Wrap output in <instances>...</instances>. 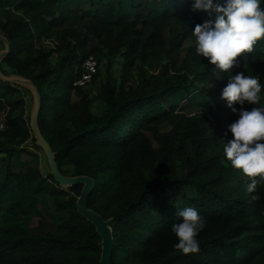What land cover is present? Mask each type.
Returning <instances> with one entry per match:
<instances>
[{
    "label": "trees",
    "instance_id": "trees-1",
    "mask_svg": "<svg viewBox=\"0 0 264 264\" xmlns=\"http://www.w3.org/2000/svg\"><path fill=\"white\" fill-rule=\"evenodd\" d=\"M208 19L189 0H0V33L11 44L1 71L38 87L39 127L62 175L94 180L87 205L113 220L111 264H264V181L248 193L250 178L224 156L238 117L221 99L238 71L264 85V39L238 57L240 68L213 73L193 35ZM90 58L98 74L79 85ZM189 66L201 68L193 79ZM23 91L0 82V264H100L102 239L77 208L83 187L68 193L32 164L39 156L28 149L40 148ZM185 207L206 221L195 254L178 250L171 231Z\"/></svg>",
    "mask_w": 264,
    "mask_h": 264
},
{
    "label": "clouds",
    "instance_id": "clouds-1",
    "mask_svg": "<svg viewBox=\"0 0 264 264\" xmlns=\"http://www.w3.org/2000/svg\"><path fill=\"white\" fill-rule=\"evenodd\" d=\"M193 12H204L209 19L193 29L196 53L214 65L213 73H227L240 68L245 53H251L264 39V0H189ZM245 65L243 64V68ZM264 85L251 71H238L230 76L221 92V99L238 118L229 125L232 139L223 153L232 168L250 178L247 192H257L264 181ZM239 105V109L234 105ZM245 104L251 105L249 109ZM258 105V106H257ZM259 177L260 179H256ZM253 200H259L254 195ZM178 222L171 231L177 238L175 247L184 254L198 253L197 237L206 221L195 207L176 213Z\"/></svg>",
    "mask_w": 264,
    "mask_h": 264
},
{
    "label": "water",
    "instance_id": "water-1",
    "mask_svg": "<svg viewBox=\"0 0 264 264\" xmlns=\"http://www.w3.org/2000/svg\"><path fill=\"white\" fill-rule=\"evenodd\" d=\"M0 41L6 47V51L0 53V66L4 59L11 54V44L6 37L0 34ZM0 82L6 85L13 87H20L23 89H28L32 93L34 105L30 120V128L36 139L37 146L44 152L48 165L50 167L51 174L54 176L57 183H59L64 188H73L76 186L83 187L81 196L77 203V208L79 214L89 221L97 230V233L102 239L100 244L102 249L101 261L100 264H111L112 254H113V245H114V236L112 230L113 220H104V218L98 215L96 212L88 208V198L89 195L95 189V182L89 177H65L60 172L56 154L54 153L51 145L43 136L40 127H39V117L42 108V98L39 92L38 87L33 83V81L13 75L6 76L1 71L0 67Z\"/></svg>",
    "mask_w": 264,
    "mask_h": 264
},
{
    "label": "rangeland",
    "instance_id": "rangeland-1",
    "mask_svg": "<svg viewBox=\"0 0 264 264\" xmlns=\"http://www.w3.org/2000/svg\"><path fill=\"white\" fill-rule=\"evenodd\" d=\"M1 34V33H0ZM168 38L172 37V35L170 33H168L167 35ZM184 46L177 52H175L172 57H171V65L172 67L169 68V70L171 72H175L174 67L176 66L178 69L181 68L182 64L184 63V59L186 58V54L188 49L190 48V44L189 42H186L183 44ZM48 46L51 47V45L49 44ZM6 51V47L5 45L0 43V53ZM165 62V61H163ZM98 64V63H97ZM166 63H164L165 65ZM122 65H123V59L118 57L113 61V66H112V72L114 74V76L118 77L120 75V71L122 69ZM100 66V71L104 74V68ZM148 71L150 74H159L162 71V68L160 67L158 61H153L150 63V66H148ZM201 68L197 67V66H189L187 69V73L189 75L190 78H194L195 75L198 73V71H200ZM9 76H13V74H10ZM100 87V80L98 79L97 82L95 84H92L88 89L91 90L92 95H96L98 89ZM25 91L22 92V98L26 101V117H28L27 119L31 120V115H32V110H33V105H34V101H33V97H32V93L31 91H29L28 89H24ZM182 105V104H181ZM99 107L96 106V108L94 109V113L97 114V109ZM188 111H190V113L192 115H195L197 113H199V108L198 106H193L191 108L188 109ZM4 116H0V120H4ZM0 121V123H2ZM228 142V141H227ZM29 151H33L36 155H38V160H34L33 161V166L37 169H39L40 171H42L46 176L49 175V170L50 167L48 165V160L44 154V152L40 149V150H36L33 149L32 147L28 149ZM63 190L67 191L68 193H71L72 189L71 188H63L61 187ZM53 225V223L47 225L45 227V230H50L51 226Z\"/></svg>",
    "mask_w": 264,
    "mask_h": 264
},
{
    "label": "built area",
    "instance_id": "built-area-1",
    "mask_svg": "<svg viewBox=\"0 0 264 264\" xmlns=\"http://www.w3.org/2000/svg\"><path fill=\"white\" fill-rule=\"evenodd\" d=\"M98 74V64L94 58H90L84 65L83 78L79 82V85H87L92 82L93 78ZM1 121V120H0ZM4 130L3 123H0V131Z\"/></svg>",
    "mask_w": 264,
    "mask_h": 264
}]
</instances>
